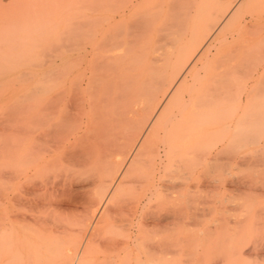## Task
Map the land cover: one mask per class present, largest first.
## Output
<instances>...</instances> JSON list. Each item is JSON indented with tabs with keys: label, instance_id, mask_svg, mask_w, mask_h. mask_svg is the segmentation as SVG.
<instances>
[{
	"label": "bare ground",
	"instance_id": "obj_1",
	"mask_svg": "<svg viewBox=\"0 0 264 264\" xmlns=\"http://www.w3.org/2000/svg\"><path fill=\"white\" fill-rule=\"evenodd\" d=\"M100 1L85 7L83 16L67 25V36L60 39H67L65 53L51 63L50 85H39L34 111L20 126L17 149L6 151L4 180L0 181H5L0 202V264H83L89 256L95 264L91 237L139 155L151 154L153 169L147 194L146 187L134 212L143 211L165 190L160 173L165 156L148 141L161 130L169 132L161 124L167 106L172 102L180 106L169 114L170 129L181 127L173 138L176 154L194 149L189 139H182L188 122H192L189 132L212 133L216 119L205 104L217 94L219 83L226 88L222 82L228 80L227 74L218 75L215 87L201 95L194 118L182 115L181 108L192 100L183 88L194 82L197 64L203 65L210 55L215 32L232 13L228 8L240 0H225L229 6L212 15L216 22L208 32L202 26L199 37L203 38L191 44L194 48L188 59L170 62L165 60L179 40L173 43L169 37L188 15L182 18L179 10L172 9L165 22L155 24L159 13L152 17L137 12L145 0ZM80 2L84 8V1ZM56 4L57 0H0L1 70L17 72L38 66V43L54 31ZM57 46L50 47H61ZM21 56L27 58L19 61ZM162 152L166 154L165 147ZM70 167L90 169L93 174L75 185ZM87 192L93 197L85 206L81 200ZM80 208V216L67 217ZM61 212L67 214L65 221L59 220ZM161 218L153 227L162 226ZM128 226L122 228L128 230ZM145 226H137V232ZM130 236L113 246L111 257L130 253L134 243Z\"/></svg>",
	"mask_w": 264,
	"mask_h": 264
},
{
	"label": "rangeland",
	"instance_id": "obj_2",
	"mask_svg": "<svg viewBox=\"0 0 264 264\" xmlns=\"http://www.w3.org/2000/svg\"><path fill=\"white\" fill-rule=\"evenodd\" d=\"M77 1L57 0L54 31L38 43L35 64L38 66L17 72L0 69V181L4 180L6 151L9 147L17 149L20 126L34 111L37 88L41 83L49 87L51 63L57 55L65 53L67 39L62 40L68 34L69 23L79 20L87 7L101 3L79 0L84 1L83 8ZM228 6L229 1L225 0H145L137 12L152 17L159 13L155 24L165 22L172 9L179 10L182 18L188 15L182 27L169 37L173 43L179 40L173 45V54L165 60L170 62L188 59L194 48L191 44L203 38L199 37L202 26L206 25L204 32H208L216 22L212 15ZM232 6L228 8L232 13L214 34L210 55L203 65L197 64L194 82L183 88L184 95L190 93L192 100L181 108L182 115L185 119L194 118L201 95L215 87L218 75L227 74L228 80L222 82L226 88L219 83L217 94L205 104L207 109L212 108V117L216 119L211 135L189 132L192 122H188L184 125L187 129H182V139L183 142L189 139L194 149L176 154L173 138L181 127L170 129L169 114L176 113L180 106L177 102L167 106L161 124L169 132L164 134L161 130L158 137L148 141L149 146H157L165 156L160 168L165 190L143 211L134 212L137 201L147 194L153 169L151 154L139 155L91 237L89 247L97 258L95 264L140 260L145 264H264V0H240L236 7ZM52 44L61 47L52 49ZM25 58L21 56L18 60ZM81 169H69L75 185L93 174L90 169ZM4 185L5 181L0 182V202ZM92 197L87 192L81 200L83 205ZM81 214L82 208L68 216L61 212L59 220ZM160 218L164 220L162 226L153 227ZM125 224H129L128 230L122 228ZM144 224L137 232V226ZM128 234L134 240L130 253L111 257L113 246L128 239ZM89 260L90 256L83 264H91Z\"/></svg>",
	"mask_w": 264,
	"mask_h": 264
}]
</instances>
